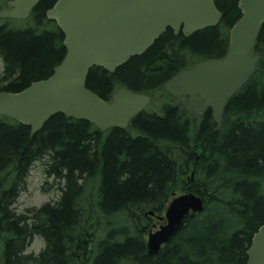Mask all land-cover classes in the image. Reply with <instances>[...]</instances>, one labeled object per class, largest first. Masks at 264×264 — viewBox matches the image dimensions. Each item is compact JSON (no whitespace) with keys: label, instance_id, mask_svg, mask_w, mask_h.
I'll return each mask as SVG.
<instances>
[{"label":"trees","instance_id":"obj_1","mask_svg":"<svg viewBox=\"0 0 264 264\" xmlns=\"http://www.w3.org/2000/svg\"><path fill=\"white\" fill-rule=\"evenodd\" d=\"M55 1L40 0L31 11L32 24L11 25L15 29L0 24L7 83L0 90L19 91L46 78L64 57L63 33L45 15ZM214 2L222 13L217 25L188 36L167 28L143 54L114 72L91 68L87 87L105 100L118 86L148 93L153 102L165 95L163 84L180 69L225 53L229 29L241 13L238 0ZM253 52L261 54L256 71L228 100L216 131L210 109L192 118L171 98H162L158 111H141L126 128L104 132L55 114L30 135L28 126L0 116L1 172L23 177L48 150L54 161L48 173L65 180L53 208L27 210V216L7 205L0 210L4 258L12 252L14 237L19 239L17 258L23 244L39 235L46 246L34 261L77 264L66 242H74L70 233L77 231L84 205L96 192L102 217L89 220L91 236L100 239L92 264H245L252 234L264 223V24ZM175 189L201 196L204 209L188 216L158 254L148 255L142 233L151 218L144 213L162 212ZM114 216L112 223L105 222Z\"/></svg>","mask_w":264,"mask_h":264},{"label":"water","instance_id":"obj_2","mask_svg":"<svg viewBox=\"0 0 264 264\" xmlns=\"http://www.w3.org/2000/svg\"><path fill=\"white\" fill-rule=\"evenodd\" d=\"M39 1L9 0L0 17L26 19ZM237 7L241 15L229 30L225 54L181 69L163 86L176 99L187 97L181 104L193 117L211 107L215 131L227 101L253 75L260 58L251 50L264 24V0H238ZM46 17L63 33V59L49 76L23 90L0 91V115L29 126L31 134L57 113L88 121L100 131L127 127L151 97L120 86L106 101L86 86L89 69L114 72L143 54L167 28L175 35H191L217 25L222 13L214 0H56ZM203 208L195 193L174 197L160 217L165 223L148 234V253H157L188 215ZM246 254L245 264H264V223L253 233Z\"/></svg>","mask_w":264,"mask_h":264},{"label":"bare ground","instance_id":"obj_3","mask_svg":"<svg viewBox=\"0 0 264 264\" xmlns=\"http://www.w3.org/2000/svg\"><path fill=\"white\" fill-rule=\"evenodd\" d=\"M2 2H3V0H0V4ZM1 8H2V4L0 5V10H1ZM0 24H4L3 28H5V29L7 27L14 28L13 26L8 25V23H5V22L4 23L0 22ZM0 57H1V52H0ZM11 92H15V91H11ZM156 111H158V110L156 109ZM212 130L215 131L214 128ZM44 153L42 152L39 155V156H44V157H41V158L35 160L34 163L37 161H43L41 163L44 165V169H43L44 173L47 177H51L50 176L51 173L49 174L48 172L52 171V168H53L52 166L54 165V161H53L52 157H49L50 152L48 150H47V152H44ZM31 166L29 167L28 172L23 177L20 176V174H18V173H14V174L13 173H4V172H1V170H0V172H1V174H0V200L1 201L0 202L5 207L7 205V207L9 209H12L14 212H16V209H15L13 204L19 198L21 193L23 191H26V189H27V186H28L27 182H28V179L30 178L29 173H30ZM55 181L58 184L57 189L60 190V195H59L58 199L55 200L54 202H51V201L44 202L40 206V208H42L46 205L49 208H53L55 203L61 197L62 191H65V180L64 179H62V180L55 179ZM96 182H98V181H96ZM6 197H10V199H12V200L6 201ZM98 200H99V194L96 192L92 193L91 196L89 197V200L84 205L85 209L83 210V212H84L83 217L80 220H78L79 227H78L77 231L70 233L74 242L72 240H68L66 242L69 245L70 254H72L75 261L77 260L76 262L79 264H90L91 261L93 260V258H92V260L90 259L88 262L86 260L87 253L93 247V241H95L94 238L90 234V232H92V227L89 224V220L91 218H98V220L99 219L101 220L102 215L97 208ZM32 210H35V207L30 208V211H32ZM124 214H125V212H121L119 214V216H125ZM115 216L111 220H105V222L108 221V222L112 223ZM119 222H124V219L120 218ZM91 225H94V222ZM108 228H113V227L109 226ZM110 230L111 229L107 230L105 235H107V233ZM37 236H39V235H37ZM34 237L35 236L30 238L26 243L23 244V251H21V253L17 254V258H16V253L18 250L17 251L15 250V248H16L15 244L18 245L19 239L14 237V240L10 241V245H9L12 252L8 256H6V258H4L5 254L0 252V264H40L38 261H36V260L34 261V259L40 254V252H42L45 249V246H46L45 241H44V247L40 250L39 253L34 254V253H27L26 252V249L28 248V246L30 245V243ZM80 242H82V243L80 244ZM0 243H1V239H0ZM11 245H14V247H12ZM3 247H4V245H3ZM17 248H18V246H17ZM21 257H23V260H24L23 262L21 260L22 259Z\"/></svg>","mask_w":264,"mask_h":264},{"label":"rangeland","instance_id":"obj_4","mask_svg":"<svg viewBox=\"0 0 264 264\" xmlns=\"http://www.w3.org/2000/svg\"><path fill=\"white\" fill-rule=\"evenodd\" d=\"M29 24H32V20H27ZM11 25H22V24H26L25 22H20L19 20H17L15 22V24L13 22L10 23ZM3 71H4V66L2 63V59L0 57V86H5L6 83V79L5 77H3ZM12 77H9V79ZM164 96H161L160 98H157L156 101L152 102L153 104H151L148 109L149 110H158L159 105L162 102V98ZM43 161H37L35 163H33V165L31 166L30 169V173H29V179H28V186L26 191H23L21 193V195L19 196V198L16 200V202L13 204L15 209H16V214L19 215H25L27 216V210H25L26 208H32L35 207V209L40 208V206L47 201H51L54 202L55 200L58 199L59 195H60V190L57 189V182L55 181V179H53L52 177H47L44 173V165L41 163ZM187 178V184H190V179H189V175L186 177ZM187 189V187L185 188ZM178 190L175 189L172 191L171 196L169 197L170 201L175 195L187 192V190ZM1 201V200H0ZM168 201L166 202V204H168ZM4 206L2 205V203L0 202V210H3ZM31 212V211H30ZM28 214H32V213H28ZM160 215H163V211L160 212ZM161 223H164V221H160L157 220L155 218H151L150 220V225L151 227L144 230L142 233V237H144V239L147 238V233L149 231H154ZM98 240L100 241L99 238H96L95 241H93V247L88 251L87 253V262L92 258H94V254H96L95 252L97 251V242ZM0 246V252L1 250ZM44 247V240L42 237L35 235V237L32 239L30 245L28 246V248L26 249L27 253H34L37 254L40 252V250ZM93 260L91 261L90 264H92ZM74 264V263H73ZM79 264V263H77Z\"/></svg>","mask_w":264,"mask_h":264},{"label":"flooded vegetation","instance_id":"obj_5","mask_svg":"<svg viewBox=\"0 0 264 264\" xmlns=\"http://www.w3.org/2000/svg\"><path fill=\"white\" fill-rule=\"evenodd\" d=\"M178 34H179V33H178ZM178 34H177V35H178ZM164 98H172V97H171V96H169V97H166V96H165ZM182 98L186 99L187 97H182ZM207 108H208V107H207ZM207 108L204 110L203 114L205 113V111L207 110ZM203 114H202V115H203Z\"/></svg>","mask_w":264,"mask_h":264}]
</instances>
